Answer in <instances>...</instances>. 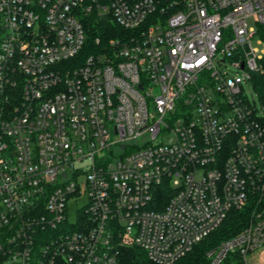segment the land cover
<instances>
[{
	"label": "built area",
	"instance_id": "built-area-1",
	"mask_svg": "<svg viewBox=\"0 0 264 264\" xmlns=\"http://www.w3.org/2000/svg\"><path fill=\"white\" fill-rule=\"evenodd\" d=\"M92 18L124 33L81 58ZM258 25L264 0H0V264H174L249 206L208 264H264Z\"/></svg>",
	"mask_w": 264,
	"mask_h": 264
},
{
	"label": "trees",
	"instance_id": "trees-1",
	"mask_svg": "<svg viewBox=\"0 0 264 264\" xmlns=\"http://www.w3.org/2000/svg\"><path fill=\"white\" fill-rule=\"evenodd\" d=\"M87 27L88 45L81 53V58L100 53V44H105L110 39L120 37L124 33L123 29L106 19L92 18L88 22ZM256 35L264 41V25L257 26ZM97 38L100 44L95 49L93 43H95ZM251 87L258 96L261 105L264 106V57L261 60V70L252 77ZM162 193L167 195L165 191H162ZM260 209L264 210V201ZM251 214L252 206L245 210L232 211L214 233L198 244L187 256L174 264H208L207 252L222 241L228 240L244 231L251 221ZM120 260L122 264H155L148 259L145 252L137 248L122 249L120 251Z\"/></svg>",
	"mask_w": 264,
	"mask_h": 264
},
{
	"label": "rangeland",
	"instance_id": "rangeland-1",
	"mask_svg": "<svg viewBox=\"0 0 264 264\" xmlns=\"http://www.w3.org/2000/svg\"><path fill=\"white\" fill-rule=\"evenodd\" d=\"M255 45V44H254ZM257 46V45H255ZM258 48H262V47H259ZM225 70L227 71V73L231 76H235L237 74V70L235 68H232L230 66H228L227 68H225ZM245 91L247 93V96L249 97V99L252 101V102H255V105L256 107L258 108V110L262 113H264V108L262 107L259 99H258V96L256 95V93L252 90V87L251 85H245ZM83 204L82 201H79L78 202V208L81 207ZM77 206H73L71 209H70V212H69V216H70V220L73 221L75 219V209H76Z\"/></svg>",
	"mask_w": 264,
	"mask_h": 264
}]
</instances>
